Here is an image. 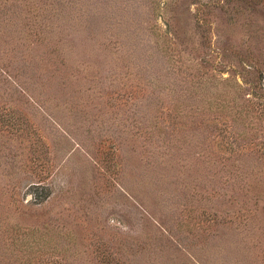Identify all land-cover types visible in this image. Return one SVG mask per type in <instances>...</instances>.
Masks as SVG:
<instances>
[{
  "label": "rangeland",
  "instance_id": "1",
  "mask_svg": "<svg viewBox=\"0 0 264 264\" xmlns=\"http://www.w3.org/2000/svg\"><path fill=\"white\" fill-rule=\"evenodd\" d=\"M0 264H264V0H0Z\"/></svg>",
  "mask_w": 264,
  "mask_h": 264
}]
</instances>
